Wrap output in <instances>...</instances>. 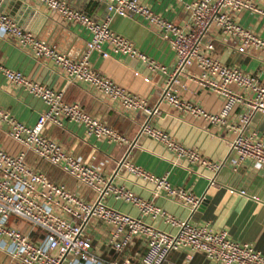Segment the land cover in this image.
<instances>
[{"label":"built area","instance_id":"built-area-1","mask_svg":"<svg viewBox=\"0 0 264 264\" xmlns=\"http://www.w3.org/2000/svg\"><path fill=\"white\" fill-rule=\"evenodd\" d=\"M31 1V0H24ZM41 5L50 17L64 25L84 29L88 38L84 50L76 59L55 49L32 31L22 28L0 10V34L14 45L25 49L34 59L49 61L56 73L67 84L84 83L93 92L116 103L127 112H140L146 118L159 113L157 104L165 102L173 109L199 118L215 126H228L234 136L228 141L229 160L232 165L243 162L264 170V141L254 131L244 130L250 116L264 115V82L255 73L242 71L235 65L221 62L215 52L214 41L218 35L230 41L240 54L250 50L264 53V37L249 27L238 23L237 16L247 12L264 19V0H174L186 13L182 24L175 23L154 12L141 0H99L104 3L106 15L95 20L85 12L70 7L64 0H32ZM3 0H0V4ZM112 15L139 17L156 35L167 43L173 52V68L139 51L128 39L113 32L108 26ZM104 47V48H103ZM94 51L102 57L125 56L144 63L150 72L166 75L157 104L150 106L140 95L128 92L91 67L89 54ZM0 75L11 85L40 100L43 109L35 122L26 125L7 111L0 109V122L7 126L8 137L20 146L17 153L0 147V248L17 264H77L101 259L91 249V240L83 232L84 224L97 219L108 227L107 244L115 251L125 248L134 238L144 242V250L136 263L161 264L168 254L185 249L186 257L199 251L213 264H264V251L246 241L230 237L223 227L191 223L156 204L152 198H142L123 186L110 184L102 166L85 163L79 156L66 150L62 144L44 134L47 125L62 127L63 122L82 126L85 137L99 141L129 146L131 141L113 128L83 111L75 102L63 99L62 90L53 88L25 76L17 70L0 64ZM185 81H192L216 94L221 99L217 112L206 111L199 104L178 95ZM144 81L148 78L143 77ZM234 108L237 124H227ZM152 138L177 159L188 164L206 166L217 170L222 162L203 157L196 149L186 147L162 129L145 120L138 136ZM31 154L37 161L53 165L89 189L91 199L85 200L63 183L56 182L27 160ZM132 175L150 182L151 195L163 196L194 211L201 200L189 188L172 184L166 174H153L125 157L117 164ZM212 179L210 180V182ZM234 191L233 188H229ZM244 194V190L239 189ZM112 194L137 207V215L123 212L106 204L101 198ZM256 198V196H252ZM23 220L31 231L29 236L9 217ZM160 217L170 229H161L145 221ZM131 264L124 256L119 263ZM2 264V263H0Z\"/></svg>","mask_w":264,"mask_h":264},{"label":"crops","instance_id":"crops-1","mask_svg":"<svg viewBox=\"0 0 264 264\" xmlns=\"http://www.w3.org/2000/svg\"><path fill=\"white\" fill-rule=\"evenodd\" d=\"M77 10L85 12L95 20H102L105 6L99 0H64ZM92 1L95 3L91 5ZM154 12L163 17L182 24L186 13L174 0H141ZM0 10L10 16L22 28L32 31L38 38L45 40L55 49L76 59L84 50L87 32L75 25H64L52 18L44 8L35 1L4 0ZM239 24L249 27L259 36L264 37V19L244 12L237 16ZM108 26L113 32L128 39L139 51L166 66L173 68L174 56L167 43L161 40L139 17H122L112 15ZM104 48V47H103ZM215 52L219 60L228 65H235L242 71L255 73L264 82V53L250 50L248 54H240L231 47L230 41L218 35L214 41ZM91 67L102 75L123 87L128 92L144 97L150 106L157 104L160 89L166 75L150 72L144 63L120 55L102 57L92 51L89 54ZM0 64L20 71L25 76L62 90L63 99L75 102L87 114L98 118L120 135L131 141L129 146L99 141L92 136L85 137L82 126L71 122H63L62 127L47 125L44 134L53 138L72 154L79 156L85 163L102 166L104 175L114 186H123L142 198L152 200L166 211L180 218H188L191 223L208 224L212 227H223L231 238L246 241L264 251V170L243 162L239 165L230 163L228 141L234 136L228 126H215L199 118L179 112L161 101L157 104L159 113L146 118L140 112H127L105 97L93 92L84 83L67 84L62 76L54 71L49 61L34 59L25 49L19 48L0 34ZM148 80L144 81L143 77ZM181 80H184L183 78ZM185 88H177L178 95L202 106L206 111L214 113L221 107V99L216 94L199 87L192 81H185ZM0 109L7 111L18 121L31 125L38 113L43 109L40 100L32 97L22 89L5 81L0 75ZM238 108H234L227 119V124H237ZM148 119V123L162 129L176 141L186 147L196 149L203 157L222 162L217 170L206 166L188 164L183 159L175 158L152 138L138 136L140 125ZM244 130L256 132L264 141V115L253 113ZM0 147L9 153H17L20 146L7 135V126L0 122ZM125 157L136 165H140L153 174H166L167 179L177 186L189 188L195 195L201 196L197 208L189 210L163 196H152V184L136 177L123 167H117L118 161ZM28 162L43 170L50 179L63 183L68 189L76 192L85 200L91 199L89 189L76 179L53 165L37 161L27 154ZM212 181L210 182V180ZM233 188L234 191H230ZM244 190V194L238 192ZM256 196L253 198L252 196ZM106 204L123 212L137 215L136 206L114 198L112 194L101 198ZM145 221L161 229H170L160 217ZM8 223L21 230L27 223L13 216ZM29 236L35 238L36 231L28 229ZM83 232L90 237L91 249L101 260L97 263L83 260L77 264H112L127 256L130 263H136L144 250V242L134 238L120 251L113 250L107 244L108 227L103 222L90 218L83 226ZM187 250L179 249L170 252L161 264H213L204 255L196 251L187 258ZM0 263L17 264L0 248Z\"/></svg>","mask_w":264,"mask_h":264},{"label":"rangeland","instance_id":"rangeland-1","mask_svg":"<svg viewBox=\"0 0 264 264\" xmlns=\"http://www.w3.org/2000/svg\"><path fill=\"white\" fill-rule=\"evenodd\" d=\"M28 229H29V226L25 225L23 231L26 232Z\"/></svg>","mask_w":264,"mask_h":264},{"label":"water","instance_id":"water-1","mask_svg":"<svg viewBox=\"0 0 264 264\" xmlns=\"http://www.w3.org/2000/svg\"><path fill=\"white\" fill-rule=\"evenodd\" d=\"M3 1H4V0H3ZM91 3H92L91 5H93L95 2H94V1H92ZM117 167H118V166H117Z\"/></svg>","mask_w":264,"mask_h":264}]
</instances>
